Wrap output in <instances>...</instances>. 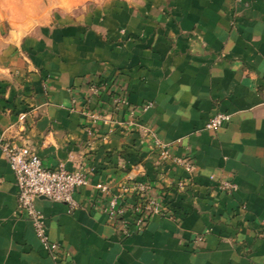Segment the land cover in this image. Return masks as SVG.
Returning a JSON list of instances; mask_svg holds the SVG:
<instances>
[{"label": "crops", "instance_id": "1", "mask_svg": "<svg viewBox=\"0 0 264 264\" xmlns=\"http://www.w3.org/2000/svg\"><path fill=\"white\" fill-rule=\"evenodd\" d=\"M119 90L130 105L115 107ZM217 112L230 117L205 128ZM1 138L50 168L84 169L89 183L73 211L37 200L54 256L19 210L0 150V264H264V0H102L27 29L0 23ZM156 138L194 171L162 158ZM221 178L237 190H219ZM137 180L167 211L124 238L99 185L115 194Z\"/></svg>", "mask_w": 264, "mask_h": 264}, {"label": "built area", "instance_id": "2", "mask_svg": "<svg viewBox=\"0 0 264 264\" xmlns=\"http://www.w3.org/2000/svg\"><path fill=\"white\" fill-rule=\"evenodd\" d=\"M103 84H105L103 80H92L87 86L90 92L97 93L101 91ZM78 102L79 99L74 97V105ZM113 102L115 107L130 105L128 91L119 90L115 94ZM149 106L150 104H146L143 109ZM84 113L94 120L108 121L109 119L103 111L86 109ZM229 117L226 112H217L208 120L205 128L216 131ZM132 124L130 121L124 126L129 128ZM154 142L162 158L182 164L189 173L194 171L196 164L191 156L173 155L169 147L158 138ZM0 150L16 177L19 210L33 222L43 248L57 256L61 251V245L49 237L45 215L38 207L37 200L43 196L54 201L65 202L70 211L77 209L80 204L75 197V192L89 183L87 172L82 168L68 170L62 164L59 168H50L44 165L41 157L30 146L18 144L10 139H0ZM189 183V179L180 180L177 185L182 189ZM99 187L104 194L109 195L103 210L124 238L142 232L152 216L167 211L164 198L152 196L150 194L152 186L145 180L123 184L115 194H111L110 184H101ZM217 188L227 193H233L237 190L238 184L231 179L221 178ZM133 196L136 201L130 200V197Z\"/></svg>", "mask_w": 264, "mask_h": 264}, {"label": "rangeland", "instance_id": "3", "mask_svg": "<svg viewBox=\"0 0 264 264\" xmlns=\"http://www.w3.org/2000/svg\"><path fill=\"white\" fill-rule=\"evenodd\" d=\"M102 0H0V23L6 28H30L57 11L79 10Z\"/></svg>", "mask_w": 264, "mask_h": 264}]
</instances>
